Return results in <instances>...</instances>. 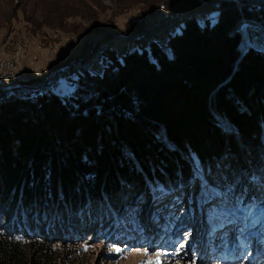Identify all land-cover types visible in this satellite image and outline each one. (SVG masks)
Listing matches in <instances>:
<instances>
[{
    "label": "trees",
    "instance_id": "1",
    "mask_svg": "<svg viewBox=\"0 0 264 264\" xmlns=\"http://www.w3.org/2000/svg\"><path fill=\"white\" fill-rule=\"evenodd\" d=\"M174 1L0 0L1 42L22 21L33 35L49 28L82 39L72 54L86 56L119 17L137 13L124 23L140 29L148 10ZM242 13L264 26L262 7ZM241 16L224 2L214 25L194 15L169 32L170 54L153 42L155 59L144 49L121 59L108 44L102 67L76 71L67 90L0 102V264H84L78 247L89 235L114 242L132 233L130 209L143 198L164 195L161 211L202 181L213 200L204 220L231 222L223 209L241 171L261 187L250 208H264V51L241 56L233 29ZM257 190L252 183L245 193Z\"/></svg>",
    "mask_w": 264,
    "mask_h": 264
},
{
    "label": "rangeland",
    "instance_id": "2",
    "mask_svg": "<svg viewBox=\"0 0 264 264\" xmlns=\"http://www.w3.org/2000/svg\"><path fill=\"white\" fill-rule=\"evenodd\" d=\"M113 1L103 0L104 3L110 5L113 4ZM224 2H228L229 7H237L233 4L234 2L232 0H176L173 2L171 8L159 7L154 12L151 11L152 8L148 10L143 26L140 29L131 30L130 32L127 30L124 20L126 18L136 17L137 13L126 14L119 17L117 27L115 28L116 30H111L112 34L111 31L107 32L113 39L109 37L107 38L108 41L106 40L105 42L97 39L93 43L104 42L109 44V47L114 48L121 59L126 52L135 49L139 51L144 49L151 59H155L151 43L159 42L168 54H170L169 48L166 46V38L169 36V32L176 33L181 31L186 21L193 20L195 17L202 25H214L218 20ZM260 7L264 9V6ZM237 9L239 10V8ZM170 10L183 12L186 10L188 13L192 11L195 17L181 12L180 17L167 20L162 26H158V14L162 13L164 15V11ZM239 12L244 16L242 13L243 10H239ZM191 16L193 17L190 18ZM242 16L238 21L242 20ZM152 18L153 24L150 25L149 23ZM236 24L233 27L235 31H237ZM13 27L14 30L10 32L7 40L3 43L1 42L2 35L8 29L0 28V69L3 66L2 69L4 70H0V102L20 97L30 98L40 93V88L44 89L46 86L44 80L51 71L50 65L58 61L53 66L56 67L60 62L61 56L63 57L66 53L72 58H78L79 56L73 55L72 52H80L83 45L82 39L61 30L45 28L48 31L47 33L33 35L24 27L22 21H15ZM158 27L159 29H157ZM118 33L120 36L114 37ZM123 33L130 35L140 34L139 38H142L141 35L146 36L147 34H150V36L153 35V37L150 38L149 36L148 40L135 38L128 40L122 36ZM244 42H242L241 35L239 45L241 54L243 52ZM249 46L254 49L253 45ZM92 51L89 50L87 55L92 54ZM102 56L103 51H101V55L96 56L97 58L94 59V62L96 61L92 67L94 70L102 67ZM75 73L62 75L59 78L58 75L53 80V87L48 89L55 88L59 90L62 88L63 91L67 90V86L70 88L68 78ZM37 75L45 78L38 83L22 81L23 79ZM20 85H28L25 88L26 93L22 94L19 92ZM232 130L235 133V130ZM224 165L225 167L228 166L227 163H224ZM227 169L225 174L228 176L230 169ZM242 172L238 174L241 175L242 182V184L239 182L237 185L240 190L237 191V188L230 187V202L233 204L230 207V211L233 212V214H229L231 216L230 220H232L230 223H227L229 221L227 220L220 224L213 222L214 225L209 226L208 222L204 220V204L207 203L210 205L213 201L211 199L212 190L207 184H205L206 189L203 190L204 197H202V201L198 198L202 194L199 186L198 189L197 187L192 190L188 189L180 195L173 196L168 194L170 195L169 201L163 205L166 206L161 211L159 210L162 208L159 209V206L163 204L164 195H160L157 199L151 197L149 201L143 198L136 205L139 206L138 210L133 211L132 208L130 209L135 218L132 221L133 223L128 222L126 225L132 233L126 234L125 230V232L121 231L120 233H116L114 236L116 241L110 243L103 239L102 236V239L97 242L93 241V237H90L91 235L86 236L85 241L79 244L78 247L80 249V257L83 258L84 264H146L147 261H152L153 264H247L244 260L248 254L251 255L253 253V256H256L253 245L251 244L258 238L257 235H260L259 240H257L264 252V237L262 236L264 235V212H262L264 208L260 209L257 203L250 208L254 197L259 195L258 193H260L261 187L257 185L258 182L255 183L248 179ZM252 183L258 190L254 193L255 189H253V194L248 196L245 190L249 186H252ZM165 195L167 196V194ZM153 201L154 205H152ZM199 204L201 209L199 208ZM147 205L148 207H146ZM152 206H155V208H152ZM234 206L236 207L234 208ZM233 245H235L234 247L240 245L243 250L244 246H248L252 251H248V254L245 252L243 256H240L237 252L230 253L233 250ZM145 252L148 254L145 255ZM231 254L233 255L230 257ZM206 255H209V258L203 260ZM224 257L229 258L230 261H232V258L236 260L227 262V259L225 261Z\"/></svg>",
    "mask_w": 264,
    "mask_h": 264
},
{
    "label": "built area",
    "instance_id": "3",
    "mask_svg": "<svg viewBox=\"0 0 264 264\" xmlns=\"http://www.w3.org/2000/svg\"><path fill=\"white\" fill-rule=\"evenodd\" d=\"M232 1L234 2V5L239 8L240 11L243 10V7L245 5H248L249 8H253V9H256L260 6H264L263 0H261L262 2H257L255 0H232ZM190 12L191 13H189V14L193 15V12L192 11H190ZM163 13H164V15L162 13L158 14V26H162L167 20H173L174 18L180 17V15H181V12H177L178 14L176 17L173 14H171L170 11H164ZM151 17H153V16H151ZM191 17H193V16H191ZM149 24L150 25L153 24V18ZM236 25H237L236 30L239 31V33H241V35H242V42L246 41L247 36H249V34H250L252 40H254V41H256L255 37H260L259 44H260V46H264L262 32L259 31V23L258 22H255V21L252 22V20L246 18L245 16H242V20L239 21V23ZM157 29H159V27ZM157 31H159V30H157ZM248 31L251 33H248ZM122 36L128 40H131L132 38L148 40V37L150 36V34H147L146 36L141 35L142 38H139L140 34L130 35V34L123 33ZM151 37H153V35L150 36V38ZM105 46H106V43H104V42L101 43L97 47H96V43H93V45H92L93 51H92V49H90L92 51V54H90L88 57L72 58L70 55H68V53H66V55H64L63 57L61 56V58L59 60L60 61L59 64L56 67H51V69H50L51 70L50 80H44V82H46V84H45L46 86L44 89L40 88L39 92L44 91V90H48V88L53 87V84H54L53 80L58 75H59L58 76V78H59L62 75H70L73 72H76L78 70L90 68V66L93 64L94 59L97 58L96 56L101 55V51L104 50ZM257 47H259V46H254V49H256ZM249 48H252V47L249 46L247 48H244V45H243L242 50L247 51ZM82 59H83V61H82ZM2 68H3V66L1 67L0 70L4 71ZM47 82H48V85H47ZM27 87H28V85H20L19 92L23 93V94L26 93L25 88H27Z\"/></svg>",
    "mask_w": 264,
    "mask_h": 264
},
{
    "label": "bare ground",
    "instance_id": "4",
    "mask_svg": "<svg viewBox=\"0 0 264 264\" xmlns=\"http://www.w3.org/2000/svg\"><path fill=\"white\" fill-rule=\"evenodd\" d=\"M255 1H257V2H262L261 0H255ZM264 1V0H263ZM234 4V3H233ZM236 8H238V7H236ZM243 8H249V6L248 5H245ZM249 9H253V8H249ZM177 12H183V11H175V10H170V13L171 14H173L175 17L177 16ZM183 13H187V14H189L188 12H186V10L183 12ZM194 16V15H193ZM190 18H192V17H190ZM187 19V18H186ZM191 20V19H190ZM155 21V20H154ZM239 23V21H237V24ZM259 31L260 32H262V37H264V26L263 25H261L260 23H259ZM130 32V31H129ZM128 32V33H129ZM111 33H112V31H111ZM127 33V34H128ZM248 33H251V32H249L248 31ZM108 36H109V34H108ZM116 36H120V34L118 33V34H116ZM115 37V36H114ZM111 39H113V37H110ZM256 39V41H254V40H252V38H251V36H250V34H249V36H247V38H246V41L244 42L245 44H244V47L246 48V47H249V45H253V46H259V47H257L256 48V50H258V51H264V46H260V44H259V39H260V37H255ZM101 41V40H100ZM104 42L106 41L105 39L103 40ZM108 41V40H107ZM101 43L100 42H96V47L97 46H99ZM108 44H106V46H107ZM105 46V47H106ZM260 47H262V48H260ZM242 55V54H241ZM89 55H86V56H79L78 58H81V57H88ZM82 61H83V59H82ZM94 62V61H93ZM50 75H51V71H50V73L48 74V77H46V79L45 80H49L50 79ZM21 76V75H20ZM43 78H45V77H43ZM24 80V79H23ZM23 94V93H22ZM8 100V99H7ZM1 101V100H0ZM237 232V231H236ZM214 235V234H213ZM258 236V240H259V237H260V235H257ZM263 237H264V235H262ZM261 236V237H262ZM222 241H224V240H222ZM236 241V240H235ZM253 245V248H254V251H255V257L254 256H252V257H250L249 259H247V260H244L247 264H264V252L262 251V249H259V245L257 244V242L256 243H253L252 244ZM219 246V245H218ZM235 245H233V250H232V252H230V253H234V252H237V253H239L240 254V256H243L244 255V253L245 252H247V254L249 253L248 251H252L251 250V248L249 249L248 248V246H244L243 248H244V250L242 249V246H240V245H236V247H234ZM251 246V245H250ZM248 249V250H247ZM217 251V250H216ZM215 251V252H216ZM260 251V253H258ZM263 252V253H262ZM251 254V253H250ZM210 255V254H209ZM209 255H206V256H204V258H203V260L205 259H208L209 258ZM233 254H231L230 255V257L232 256ZM220 259V258H219ZM224 259H225V261H226V259H227V262H232L233 260H236V259H234V258H232V261H230V259L229 258H227V257H224ZM248 261V262H247Z\"/></svg>",
    "mask_w": 264,
    "mask_h": 264
},
{
    "label": "snow or ice",
    "instance_id": "5",
    "mask_svg": "<svg viewBox=\"0 0 264 264\" xmlns=\"http://www.w3.org/2000/svg\"><path fill=\"white\" fill-rule=\"evenodd\" d=\"M147 254H148V253L145 252V255H147ZM146 264H153V262H152V261H147Z\"/></svg>",
    "mask_w": 264,
    "mask_h": 264
},
{
    "label": "water",
    "instance_id": "6",
    "mask_svg": "<svg viewBox=\"0 0 264 264\" xmlns=\"http://www.w3.org/2000/svg\"><path fill=\"white\" fill-rule=\"evenodd\" d=\"M244 48H245V47H244ZM246 48H247V47H246ZM245 52H246V51H243L242 55H243ZM242 55H241V56H242Z\"/></svg>",
    "mask_w": 264,
    "mask_h": 264
}]
</instances>
